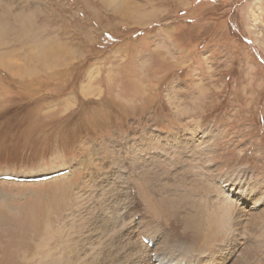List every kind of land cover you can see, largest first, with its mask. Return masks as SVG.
Wrapping results in <instances>:
<instances>
[{
    "label": "rangeland",
    "instance_id": "374dc122",
    "mask_svg": "<svg viewBox=\"0 0 264 264\" xmlns=\"http://www.w3.org/2000/svg\"><path fill=\"white\" fill-rule=\"evenodd\" d=\"M117 1L0 0V54L24 71L13 74L0 60V264L64 254L69 231L85 247L88 225L95 239L119 233L117 223L99 230L119 208L109 182L121 158L110 149L114 139L152 140L144 154L153 165L139 181H125L144 197L153 173L170 177L192 200L204 198L207 212L193 206L204 221L219 208L214 176L207 178L213 164L233 180L241 172L235 181L264 186V0H133L137 14ZM44 46L62 50L50 68L39 57ZM166 138L181 142L159 147ZM162 152L169 154L151 155ZM65 166L71 171L57 175ZM43 170L51 177H26ZM7 174L21 178H1ZM160 191L163 202L168 194ZM160 205L167 216L148 203L143 212L169 229L175 207ZM262 231L264 214L243 230L248 237ZM217 237L214 244L223 242ZM262 248L256 264H264Z\"/></svg>",
    "mask_w": 264,
    "mask_h": 264
},
{
    "label": "bare ground",
    "instance_id": "6f19581e",
    "mask_svg": "<svg viewBox=\"0 0 264 264\" xmlns=\"http://www.w3.org/2000/svg\"><path fill=\"white\" fill-rule=\"evenodd\" d=\"M121 1L123 0H119V2ZM124 1L126 6L132 10L131 12H127L128 14L141 13V11L138 9L140 5L134 3L135 1L133 0H124ZM109 3H113L117 5L118 1L115 0L113 2L109 0ZM119 4L121 5L122 3ZM143 15L145 16V14ZM8 26L9 25H7V27ZM23 28L25 27L23 26ZM1 31L3 30L1 29ZM23 36L26 37V35ZM1 41H0V46L5 44V42L2 43L3 41L2 42ZM34 48L36 47L34 46ZM38 48L40 49L41 47ZM42 48H45V46ZM42 50L43 51H38L40 55L39 57H41L42 60L46 61L45 63L48 64V68H50V65L53 64V61L55 64H57L58 59L61 58L62 56L61 55L62 50L59 51L58 47L57 49L54 50L46 49V48ZM63 53L65 54V51ZM6 54H4V52H1L0 54V60L2 62V65L7 67V69L11 70L13 74L14 73L22 74L24 71L19 65L20 62L18 66L16 64V61L15 60L13 61V58L11 57L12 55L10 54L6 55ZM66 56H68V53ZM45 63L43 65H45ZM25 68H27L26 65ZM28 69H30V67H28ZM28 72L30 73V71ZM25 73H27V71ZM145 138L143 137L137 139L136 138H132L129 140L127 139L128 140L127 143H124L123 141L120 140L114 141L115 139L109 141L110 144H112L111 147L109 146L110 149L114 151L117 157H121L117 159L120 160V163H118L119 161L117 160L114 161L118 163L119 169L116 171L115 169H112L111 176L109 179L111 185V191L113 192L112 198L114 199L115 203L119 206V208L118 207L115 208L116 210L114 215L115 222L113 223L104 222L100 225L99 230L104 234L105 233L104 231L108 230L112 226V224L117 223L119 225V233L111 235L112 234L111 232L106 231L108 237L105 240H100V237L95 239L90 231V226L88 225L84 230L85 233L87 234V238H86L87 241L84 247L79 237H76L77 239L75 238L74 240L71 239L72 235L70 234L69 231L67 232L68 237L67 238L64 237L65 240L67 239L65 244V248H66L65 251L67 252L64 253L65 255L63 253H61V255H55L53 253L54 251H50L44 254V256L41 255V260L37 264H256V262L258 261L257 259H259L257 258V256H259V253L263 251L262 247H264V243H263L264 231L261 232V235L259 234L256 236V234L253 235L249 234L248 237L247 234L243 232V230L248 223L253 222L256 217L264 214V186L258 188L255 185L254 181L250 183L235 181L236 179L240 178V175H242V173L240 172L239 177H236L234 178L235 180H233L230 175L219 173L218 164L217 165L213 164L212 168L210 169L207 167L210 170V174L207 175V178L210 181L209 183H211V178H213L214 176V181H212L213 184L211 185L217 188V193L214 196V199L216 200L217 206L219 208H216L218 209L216 211L213 210L215 213L212 215L207 216L206 215L207 213L206 214L204 213L206 215L205 218L206 224H205V221L202 219L201 214L198 213L195 208H193V206L195 207L198 206L200 209L205 210L203 212H207L208 211V210L206 211L207 208H203L204 204L202 201L204 200V198L203 200H201L202 198L201 199L198 198L199 200L196 199L192 200L191 197L193 196L192 195L190 196L188 191L185 192L182 191L183 189L181 190V188H178L181 185L175 183L172 184V180L170 179V177L163 178L160 175L157 177L153 173V176H151L150 179L148 178V182L145 181V184L143 185L144 197L142 196V191L138 188L136 184H134L136 185V190H135V187L133 185H129L128 181H125L126 179H129L132 182L139 181L140 178L143 175H145V171H146L144 169L145 166L147 165L146 167L147 169H149L153 165L150 164L151 166L148 168L149 164L147 162L148 160L147 155L150 153L146 155L144 154L145 151H147L144 150V148L149 146L152 140L149 141L150 140L149 138L148 139ZM188 139L192 140L193 138L191 137ZM180 142L179 140L174 141V139L170 138L168 141L166 140L159 144L158 143L156 144H158L159 147L167 150L168 149L175 150L176 148L171 146L178 145L180 144ZM194 143H197V141L194 140ZM200 143L201 142H199V144ZM121 144L124 146H122ZM202 144H203V149L206 150L210 148L207 142H203ZM178 148L181 147L177 146V149ZM124 150L130 152L128 156L125 155L126 153H124L125 152ZM168 154L162 152V154L152 153L151 155L157 158L156 156L158 155H162L166 157L168 156ZM128 157L130 159L127 160L126 158ZM154 157H150V158H154ZM209 161L211 162V160ZM75 165L77 166V163ZM65 169L66 170H62V171L59 170L60 172L58 171V173L56 174L59 175V174H64L66 171H71L70 169H68V167ZM73 170L74 169H72V172ZM121 171L124 174H121ZM37 173L36 172L34 173V175L36 176L33 177L26 176V177H29L30 179L38 178V177L40 178L45 175L47 176V174L50 173L52 174V172L48 173L45 172L44 170L40 171V173L38 174ZM95 173L91 175L92 178ZM149 173L152 175L151 171H149ZM7 175H11V174H7ZM86 175L87 174H85V177ZM13 176L15 177L18 176V178H21L19 177V175H13ZM21 176L23 177L24 175ZM96 176L98 177V174ZM218 179L219 181L217 183V181L215 180ZM160 180L163 182H160ZM109 182L107 183L109 184ZM159 183L163 184V186H165V188H168L169 190L162 191L161 189L163 187H160ZM159 191L160 194L158 196L162 195V193L168 194L166 198L163 199V202L161 200H156L159 197H156L157 195L155 194L156 192ZM181 191L185 193H182ZM132 195L134 197L137 196L136 199L137 205L132 201ZM101 196L102 194L100 193L98 197ZM153 197L156 198L152 199ZM209 199H211L210 196ZM159 202L163 203L167 208H169L171 205L172 208L175 207V210H173L174 218L171 217L172 219H170L168 217L169 221H171L169 229L166 227H162V224H160L162 222H156V223L154 221L152 222L151 220H149V218L145 217L147 216L146 215L147 213H144L145 211L143 212V210L148 209L146 207L148 203L150 208L153 207L154 209L159 210L161 213H164L167 216V213L170 212L165 213V211L161 209L160 207L161 205ZM152 203L155 205V207L154 205H152ZM133 204H135V207L133 206ZM190 207H192L196 212L192 213L191 210L192 208L190 209ZM177 208L181 209V211L178 210ZM210 208L209 210L211 211L212 209ZM166 210L169 211V209ZM188 210L190 212H188ZM218 212L220 215L218 214ZM81 214H78L75 217H73L74 218L73 226L74 223L78 221ZM137 216L138 219H136ZM154 217L155 216H153V218ZM164 220H167V217ZM157 221H160V219ZM70 228L72 229V227ZM167 230L170 231V233H168ZM81 232L82 231L79 230L78 234L79 235L82 234ZM218 234L221 235V238L223 236L224 240L221 243L214 244L215 239L218 238L217 237ZM244 240H247L246 243H244ZM220 241H222V239ZM97 243H99V245H97L96 247H100L99 252L95 250V247H92ZM242 243H244V245L241 247L240 245ZM87 245L92 247V250L89 254L87 252L88 250ZM263 257L261 258L263 259ZM259 261L261 260L259 259Z\"/></svg>",
    "mask_w": 264,
    "mask_h": 264
}]
</instances>
